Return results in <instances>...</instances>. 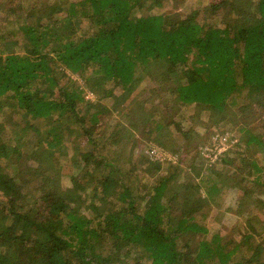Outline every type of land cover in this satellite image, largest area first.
<instances>
[{
    "label": "trees",
    "instance_id": "1",
    "mask_svg": "<svg viewBox=\"0 0 264 264\" xmlns=\"http://www.w3.org/2000/svg\"><path fill=\"white\" fill-rule=\"evenodd\" d=\"M186 1L0 0V264H264V0Z\"/></svg>",
    "mask_w": 264,
    "mask_h": 264
},
{
    "label": "rangeland",
    "instance_id": "2",
    "mask_svg": "<svg viewBox=\"0 0 264 264\" xmlns=\"http://www.w3.org/2000/svg\"><path fill=\"white\" fill-rule=\"evenodd\" d=\"M207 2V0H187L186 1V7L183 8L182 13L186 12L189 10V8H198V9H202V7L204 6L203 4H205ZM168 4H164V6H166ZM205 18L206 21H211V19H209L208 17H205L203 14L199 15V18ZM73 79H75L78 83L81 84V80H79L78 78H75L76 75H72L71 76ZM84 88V86H83ZM85 98L90 99V100H94V96L91 92H87L85 94ZM196 110L195 109H190L187 112H185V115L188 116L190 115V113L195 114ZM201 116V113H196V115L194 117L198 118ZM202 117V116H201ZM223 131L224 134H219V132H217V134H211L210 138L214 139V143H212L211 145H205V147H203L201 150L204 151V154L206 155V157H210V160L213 162L214 158L216 157V153H218L219 151H223L227 148V140L229 138H232V140L230 141L233 142L234 140L236 141V139L234 138L235 134L234 133V129L230 126H226L223 127ZM237 136V135H236ZM138 139H141V136H139ZM141 147V149H143V152L146 153L147 155L150 156L149 154V150L150 149H158V147L155 146L154 143H151V140L149 142H147L146 147L145 145L141 144L139 145ZM139 152V149L137 150ZM158 151H160L161 153H163L162 156H160L158 159L159 160H165L168 159L170 160L171 155L170 153H166L163 152L161 150L158 149ZM214 152V153H211ZM207 157V158H208ZM154 159V157H151ZM175 158V157H174ZM211 162V163H212ZM239 162V160L237 161V163ZM221 164H217V165H213V167L220 172H223L222 169L220 168ZM211 166V165H208ZM72 166L69 163L68 160V156L64 157V162H63V166L61 168V170L64 173H67L69 171H71ZM209 175L211 177H216L217 175H211V173H209ZM205 193V191H203V194ZM231 195L232 197H234L236 199V195L235 193H232V191L227 190V188H223L221 189V191L219 193H215L214 195H212V199L210 200V205H211V210L209 211V215L205 220H202L203 223L206 224V226H208L212 232H215V230L220 229V227H222L223 225L226 226V233H232L235 234L234 232H236V230H233L234 227L238 226L239 228L242 227L244 225V217H238L237 215H235L234 213H228L227 215H221L220 213L225 211L227 209L228 206V202L226 200V198ZM198 219L200 218L201 220V216L197 217ZM216 223V224H215ZM218 224V225H217Z\"/></svg>",
    "mask_w": 264,
    "mask_h": 264
},
{
    "label": "built area",
    "instance_id": "3",
    "mask_svg": "<svg viewBox=\"0 0 264 264\" xmlns=\"http://www.w3.org/2000/svg\"><path fill=\"white\" fill-rule=\"evenodd\" d=\"M149 154H150V157H154V158H159L160 156L163 155V153H161L160 151H158V149H156V148L150 149L149 150Z\"/></svg>",
    "mask_w": 264,
    "mask_h": 264
}]
</instances>
